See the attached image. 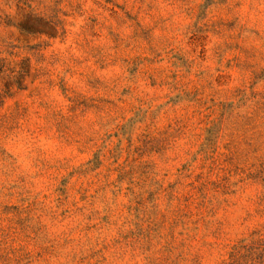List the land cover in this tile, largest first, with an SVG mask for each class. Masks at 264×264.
<instances>
[{
	"label": "rangeland",
	"instance_id": "obj_1",
	"mask_svg": "<svg viewBox=\"0 0 264 264\" xmlns=\"http://www.w3.org/2000/svg\"><path fill=\"white\" fill-rule=\"evenodd\" d=\"M0 264H264V0H0Z\"/></svg>",
	"mask_w": 264,
	"mask_h": 264
}]
</instances>
